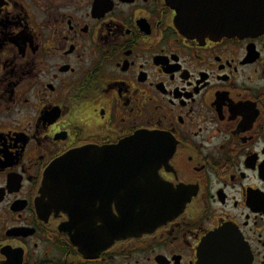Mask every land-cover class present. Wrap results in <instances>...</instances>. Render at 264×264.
Masks as SVG:
<instances>
[{"label": "flooded vegetation", "instance_id": "af4514ba", "mask_svg": "<svg viewBox=\"0 0 264 264\" xmlns=\"http://www.w3.org/2000/svg\"><path fill=\"white\" fill-rule=\"evenodd\" d=\"M148 134L155 169L90 153ZM72 152L93 193L56 212L44 177ZM131 186L172 215L80 245L111 238ZM0 264H264V30L196 39L167 0H0Z\"/></svg>", "mask_w": 264, "mask_h": 264}, {"label": "water", "instance_id": "95a60500", "mask_svg": "<svg viewBox=\"0 0 264 264\" xmlns=\"http://www.w3.org/2000/svg\"><path fill=\"white\" fill-rule=\"evenodd\" d=\"M167 2L177 11V24L180 29L188 36L196 39L248 37L259 34L264 30V0H167ZM141 144L143 145L142 157L139 150ZM160 144L161 140L157 135L148 134L137 137L126 144L123 143L110 149L90 153L110 156L109 162L112 166L114 165L117 177L131 176L134 175L133 170L136 168H157L154 162L160 160L156 156L159 152L157 147ZM145 146H147V153L144 149ZM80 155V152L68 154L65 158L56 162L44 177V190L51 194L53 211L59 212L67 207L69 208L71 203H65L64 200L71 194L79 199L82 189H84L83 186H80V178L83 174L80 171H82V168H87V165L79 164ZM162 159L167 160L165 156H162ZM88 161L84 160V164H87ZM125 170L130 172L126 175L119 174V171ZM88 185L90 184H87L84 190H88L89 199H91L93 189L92 187L88 189ZM131 189L133 205L120 203L115 208L117 216L104 226L111 238H102L100 241L87 239L81 242L80 240V245L91 243L93 244L92 247L96 246L102 250L104 243L109 241L112 243L130 235L142 234L162 224L166 218L172 215L166 212L170 207H165L162 210L156 206L144 204L148 201V193L141 186H133V188L131 186ZM72 208L79 212L81 206L74 204ZM81 210H83V215L88 218L94 216L91 204ZM87 223L85 235L89 232L94 236L96 235L95 237L102 236L99 234V230L92 226L93 222L87 221ZM95 231L98 232V235ZM220 232L228 233L231 230L226 228ZM89 238H92V236ZM213 239H215L214 236ZM98 242H100L99 245ZM84 248L87 247L84 246Z\"/></svg>", "mask_w": 264, "mask_h": 264}]
</instances>
